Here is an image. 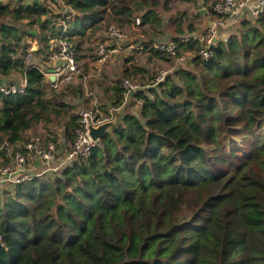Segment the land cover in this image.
<instances>
[{
	"label": "trees",
	"instance_id": "trees-1",
	"mask_svg": "<svg viewBox=\"0 0 264 264\" xmlns=\"http://www.w3.org/2000/svg\"><path fill=\"white\" fill-rule=\"evenodd\" d=\"M63 1L55 14L39 1L0 0V82L26 79L22 93L0 92V164L35 135L69 150L77 105L107 114L123 104V80L148 86L128 97L142 100L138 110L87 155L0 190V264H264V7L222 18L204 58L197 38L183 39L220 17L219 0L192 19L186 3L195 0ZM137 18L142 35L119 76L94 75L103 29ZM62 33L80 72L54 89L26 57L46 61ZM165 38L192 58L149 44ZM164 62L172 70L155 83ZM88 74L98 106L85 95Z\"/></svg>",
	"mask_w": 264,
	"mask_h": 264
},
{
	"label": "built area",
	"instance_id": "built-area-1",
	"mask_svg": "<svg viewBox=\"0 0 264 264\" xmlns=\"http://www.w3.org/2000/svg\"><path fill=\"white\" fill-rule=\"evenodd\" d=\"M199 9L204 12L205 5L208 0H197ZM264 7V0H258L256 4H252L251 0H219L213 10L220 17L211 21V25L205 30L202 36H187L183 40L190 37L197 38L201 47L197 52L198 55L207 58L211 51L209 47L212 45L219 26L223 24L222 18L238 13L242 8H249V11L257 15L261 8ZM139 19L134 21V26L139 24ZM107 38L112 39L115 43L121 42L126 38L123 28L115 25H107L102 32ZM156 50L175 58L178 61L190 60L192 54L186 55L177 54V46L173 40L151 41L149 42ZM116 51L115 47H108L101 41H96L94 44V53L96 60L99 62L105 59ZM49 60L55 65L52 73L55 75L53 81H49L51 88L57 89L61 83L68 81L73 76L79 73V67L76 61V54L73 46L63 37V33L55 37L51 41ZM167 71L160 70L155 75V83L163 81ZM148 85H146L147 87ZM26 87V79L22 78L18 82H0V92L3 95L22 93ZM141 86L131 80L125 79L120 83L122 90L123 104L128 101V97L138 90ZM142 88V87H141ZM86 93V90H85ZM92 95L89 90L87 95ZM141 99H137L136 104L140 106ZM122 104V105H123ZM115 109H109L107 114H104L98 108H88L79 106L77 114L79 116L80 125L75 129V139L72 147L64 152L62 159L53 165L56 156L58 155L57 143L51 139L47 140L43 136H34L23 143L21 150H16L10 153V158L6 163L0 164V190L13 187L16 184L31 179L43 172H54L63 165L72 163L76 157L85 156L90 152L91 147L95 144L88 135V123L93 125L100 124L109 120L113 116Z\"/></svg>",
	"mask_w": 264,
	"mask_h": 264
},
{
	"label": "rangeland",
	"instance_id": "rangeland-1",
	"mask_svg": "<svg viewBox=\"0 0 264 264\" xmlns=\"http://www.w3.org/2000/svg\"><path fill=\"white\" fill-rule=\"evenodd\" d=\"M38 1L40 3H42V4L48 5L49 7L52 6V8L54 9V13L55 14H58L64 8V1L63 0H38ZM196 1L197 0H195V2L187 1V3H186V7H187V10H188V14H189V18L190 19L194 18V16L196 14H199L198 12L194 13L198 9V7H199L198 5H196ZM52 3H54V5H52ZM175 10L176 9H173L170 14H173V12ZM246 14H248V13H246ZM168 16H169V14L167 15V13H166L164 15V19L167 20V17ZM120 27L123 28V31L126 34V38L123 41H121V42L115 43L112 39H109L106 36L103 37L104 40L101 41V42L103 44L107 45L108 47H115L116 48V51L113 54H111L110 56H108L105 59V61L99 62V61L96 60V58H95V60L91 61V65L93 66L92 73L94 75L103 74L105 76L104 78H106V76H109L110 78H116L117 76H119V74L121 72V68L124 66V60H125V58L128 57V56H130L131 54H134L135 53V45H134L135 42H134V39L136 38V36L142 35L140 29H137L136 30V26L135 27H133V25L127 26L126 24L120 25ZM165 39H168V38H165ZM93 52H94V46H93ZM31 54H29V55H31ZM29 55H27V57ZM27 57H26V59H27ZM86 59L87 58H85V60ZM38 64H41V63H38ZM127 64L129 65L130 63H127ZM162 65L163 66L158 67L156 70L154 69L156 74L160 70H165V71H167V73H169L172 70V65L171 64L168 65V62H164ZM78 69L80 70V68H78ZM75 77L76 76H73L69 80H74ZM90 79H91L90 74H88V76H84L83 77V83H82L83 84V88H84V90H86L85 95L89 99V103H90L89 105H95V104L97 105L98 102L101 100L100 99L101 98V95H100L99 91L97 90V88H94V89H90L89 88V86H88V80H90ZM133 82H135V83H137V84H139L141 86L143 85L142 84L143 82L141 80H139V81H133ZM142 88L143 89L146 88V84L143 85ZM89 90L92 92V95L91 94L90 95H87L88 92H89ZM136 101H137V98H135V101H132V100L130 102L129 101H126L127 103L129 102L128 103V107H129L128 110L131 109V110H134L135 111L138 108L137 107V104H136ZM71 103H73L74 105H77L78 104V101L77 100H73V101H71ZM81 105L82 106H87V105H85V103H81V104H79V105L76 106V110ZM99 110L101 111V109H99ZM53 128H54V130L56 132H59V128L58 127L53 126ZM35 136H38V135H35ZM39 136H43V135H39ZM57 149H58V147H57ZM61 159H62V157L60 158V160ZM56 164H57V161L54 160L53 165H56ZM47 174H50V173L47 172Z\"/></svg>",
	"mask_w": 264,
	"mask_h": 264
},
{
	"label": "water",
	"instance_id": "water-1",
	"mask_svg": "<svg viewBox=\"0 0 264 264\" xmlns=\"http://www.w3.org/2000/svg\"><path fill=\"white\" fill-rule=\"evenodd\" d=\"M47 9L49 13L52 12L50 7H47ZM210 25H211V21L209 20V18H205L201 28L203 31H205ZM48 78L50 81H53L55 79V75L50 74ZM128 103L126 102L120 108L114 110L111 119L106 120L97 125H93L91 122L88 123V135L95 144H98L100 142V139L104 134L113 131L115 128L119 126V124L122 122L125 113L129 109Z\"/></svg>",
	"mask_w": 264,
	"mask_h": 264
},
{
	"label": "crops",
	"instance_id": "crops-1",
	"mask_svg": "<svg viewBox=\"0 0 264 264\" xmlns=\"http://www.w3.org/2000/svg\"><path fill=\"white\" fill-rule=\"evenodd\" d=\"M25 2H31V1H38V0H24ZM257 3L258 0H253V3ZM255 3V4H256ZM52 5H54V3H52ZM49 7V6H48ZM52 12H54V9L52 8V6H50ZM64 9V8H63ZM133 27L134 24H132ZM36 47V41L35 39H32L31 40V47H30V50L34 49ZM29 57V58H28ZM26 59V62L29 63V64H35V65H39L44 71H45V75L48 77L50 74H53L52 73V69H54L53 65H55V63H53L51 60H49V58L46 60V61H43L38 55H34V54H31L29 55ZM34 59V60H33ZM38 63H41V64H38ZM22 79V78H21ZM20 77L18 79H16L17 81L21 80ZM49 79V78H48ZM50 81V80H49ZM60 139V138H59ZM61 141V139L59 140V142ZM61 144V147H64V144L60 143ZM64 151H58V155L56 156V160L57 163L59 162L60 158L63 157L64 155ZM59 159V160H58Z\"/></svg>",
	"mask_w": 264,
	"mask_h": 264
}]
</instances>
